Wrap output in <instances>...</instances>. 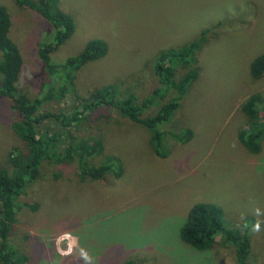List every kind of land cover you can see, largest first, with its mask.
<instances>
[{
	"label": "rangeland",
	"instance_id": "obj_1",
	"mask_svg": "<svg viewBox=\"0 0 264 264\" xmlns=\"http://www.w3.org/2000/svg\"><path fill=\"white\" fill-rule=\"evenodd\" d=\"M54 4L71 16L74 31L50 54L51 62L63 63L94 39L104 40L108 50L76 73L74 90L63 96L61 104H47L43 110L49 112L70 111L77 104L74 96L86 97L96 88L113 85L118 89L116 97H134L141 119L152 117L174 96L160 87L154 71L158 54L178 51L203 36V30L212 31L196 55L198 79L170 120L156 127L163 133L161 148L165 146L167 158L154 154L151 132L144 125L121 117L110 106L85 112L71 124L69 131L75 136L100 139L104 146L101 155L88 160L89 165L117 156L121 174L81 181L76 163L42 161L38 179L17 200L10 232L14 246L27 257L26 264H86L80 249L92 264L131 260L237 264L234 246L221 235L206 251L180 239L188 211L197 203L220 207L227 231H238L246 218L254 219L251 226L259 221V233H253L251 226L247 231L248 264H264V136L256 142L257 155L237 139L238 132L246 129L244 102L256 93L264 99V74L255 79L249 68L257 55L254 48H264V0H54ZM0 5L9 13L8 36L22 57L19 91L33 98L43 96L42 81L60 87L62 80L44 78L37 53L41 43L53 39L51 23L17 6L15 0H0ZM183 72L178 69L177 76ZM153 92L157 98L152 101ZM17 120L12 100L0 95V168L9 174L13 172L9 154L25 155L27 150L12 130ZM57 127L52 128L61 129ZM185 129L193 132L190 142L173 139ZM244 231L241 227L240 233ZM64 236L69 238L61 240ZM69 246L72 252L62 255Z\"/></svg>",
	"mask_w": 264,
	"mask_h": 264
},
{
	"label": "trees",
	"instance_id": "obj_2",
	"mask_svg": "<svg viewBox=\"0 0 264 264\" xmlns=\"http://www.w3.org/2000/svg\"><path fill=\"white\" fill-rule=\"evenodd\" d=\"M15 3L19 7L37 12L51 23L54 29L53 39L50 43H41L37 53L43 64L44 78L48 80L57 78L59 81L62 80V85L55 87L53 81L49 84L42 81L40 96H43L41 97L37 95L30 98L26 93L19 91L17 82L22 67V57L18 47L8 36L11 26L9 13L6 7L0 5V95L12 100L18 116V120L12 125V130L27 147L25 155L18 151L9 154L8 162L13 166L11 174L0 168V264H26L28 260L14 246L10 232L16 221L19 207L17 200L25 193L28 184L38 179L42 161L46 160L53 164L76 163L81 181L101 180L108 173L113 174L114 177L120 176L122 164L117 156H105L99 165H89L90 158L103 153L104 146L100 139L80 138L69 131L71 124L82 119L85 112L100 106L114 108L121 117L144 125L151 132L154 154L160 158L167 157L165 146L161 148L163 133L156 127L170 120L180 106V99L198 79L200 69L196 55L204 45L205 38L212 31H209V28L203 30V36L178 51L166 49L158 54L154 71L160 87H165L164 94L172 91L174 96L162 104L152 117L141 119L140 107L134 97L119 98L117 94V98L118 89L113 85L96 88L86 97L74 96L77 106L73 105L74 108L70 111L61 109L58 112H49L43 110L44 107L52 102L61 104L65 98L63 96L74 90L76 73L85 64L103 58L107 53L108 45L104 40L94 39L86 43L84 49L76 56L69 57L63 63H53L50 54L70 38L74 31L73 19L58 9L54 0H15ZM254 51L257 55L250 62L249 68L252 77L256 79L264 74V48L258 45ZM178 69L184 70L179 77ZM156 95L157 93H152V101L153 98H157ZM143 105L142 109L146 108ZM241 110L247 122L246 129L238 132L237 139L248 152L257 155L260 150L256 142L264 136V99L258 93L253 94L244 102ZM59 125L61 129L53 130L52 127ZM37 131L40 136H37ZM183 131L186 132L182 136L173 139L185 143L193 138L191 130ZM28 207L33 211L36 210L35 205ZM222 219L223 212L217 205L197 203L188 211L186 221L180 230V239L198 251H206L215 245L216 238L221 235L225 241L234 246L237 264H248L250 237L247 231L254 219L246 218L237 228L239 232L225 230ZM245 224L248 225L247 228L244 227ZM241 227L245 230L243 234L240 233ZM125 264L135 263L131 260L126 261Z\"/></svg>",
	"mask_w": 264,
	"mask_h": 264
},
{
	"label": "clouds",
	"instance_id": "obj_3",
	"mask_svg": "<svg viewBox=\"0 0 264 264\" xmlns=\"http://www.w3.org/2000/svg\"><path fill=\"white\" fill-rule=\"evenodd\" d=\"M259 209L256 210V215H260ZM245 228L248 227L247 224L244 225ZM251 231L253 233H259L260 231V222L257 221L254 225L251 226ZM68 236L61 237V240L68 239ZM72 252V247L69 246L67 252H63L62 255H69ZM80 256L86 262V264H92V258L88 255V253L84 249H80Z\"/></svg>",
	"mask_w": 264,
	"mask_h": 264
},
{
	"label": "crops",
	"instance_id": "obj_4",
	"mask_svg": "<svg viewBox=\"0 0 264 264\" xmlns=\"http://www.w3.org/2000/svg\"><path fill=\"white\" fill-rule=\"evenodd\" d=\"M237 138H238V136H237ZM191 141V140H190ZM190 141H188V142H190ZM188 142H186V143H188ZM183 144H185V143H183ZM168 157V156H167ZM167 157H165V158H167ZM165 158H162V159H165Z\"/></svg>",
	"mask_w": 264,
	"mask_h": 264
}]
</instances>
